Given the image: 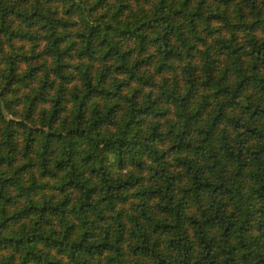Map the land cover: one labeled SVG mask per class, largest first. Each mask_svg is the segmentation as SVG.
Returning a JSON list of instances; mask_svg holds the SVG:
<instances>
[{
	"label": "trees",
	"instance_id": "16d2710c",
	"mask_svg": "<svg viewBox=\"0 0 264 264\" xmlns=\"http://www.w3.org/2000/svg\"><path fill=\"white\" fill-rule=\"evenodd\" d=\"M0 264H264V0H0Z\"/></svg>",
	"mask_w": 264,
	"mask_h": 264
}]
</instances>
